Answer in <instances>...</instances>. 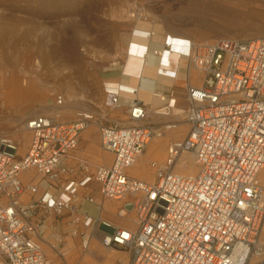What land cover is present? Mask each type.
Wrapping results in <instances>:
<instances>
[{
  "label": "built area",
  "instance_id": "obj_1",
  "mask_svg": "<svg viewBox=\"0 0 264 264\" xmlns=\"http://www.w3.org/2000/svg\"><path fill=\"white\" fill-rule=\"evenodd\" d=\"M161 51L179 52L188 59L201 72L202 84L194 86L187 79L186 135L167 146L164 166H151L152 183L132 177L130 169L151 140L176 130L181 122L146 124L150 113L135 92L130 93L124 121L86 112L68 123L46 115L28 119L24 127L32 140L21 158L19 140L0 129V264H51L39 241L42 224L33 223L31 214L40 207L45 216L75 214L79 190L92 181L100 184L105 199L124 201L132 209L136 229L88 214L80 216L82 228L104 249L125 254L128 264H264V186L258 181L264 167V38L198 43L166 36L162 50L151 55L160 59ZM160 65V74L177 79L179 68L170 72V63L160 61ZM105 92L107 108L119 109L123 91L106 87ZM173 95L172 90L170 98ZM172 99L165 106L167 115L176 105ZM57 103H63L62 96ZM94 120L111 165L98 166L80 183H61L60 166ZM184 153L194 157L197 174L175 172ZM31 169L50 186L61 184L58 198L45 195L33 205L21 201L38 189L24 186L20 179Z\"/></svg>",
  "mask_w": 264,
  "mask_h": 264
},
{
  "label": "rangeland",
  "instance_id": "obj_2",
  "mask_svg": "<svg viewBox=\"0 0 264 264\" xmlns=\"http://www.w3.org/2000/svg\"><path fill=\"white\" fill-rule=\"evenodd\" d=\"M145 1L146 8L141 7V0H0L2 11L3 9L20 11L31 17V22L35 23L37 30L34 32L32 43L25 44L29 46L34 44L39 48V56L34 55L29 67L23 62L13 63L12 61H9L6 66H2L4 73L7 72L5 76L7 77L8 72L14 70L24 79L40 80L45 83L44 74L47 67H53L55 70L62 71L64 75L66 74V77L70 76L74 79L75 85L83 89L82 95L88 103L85 107L93 110L92 102L96 103L101 99L105 102L106 85L111 82L118 83L120 81L118 79L125 76L122 72L127 48L123 49V40L132 34V31L129 30H131V25L136 22V18L133 16L137 17L138 14H144L151 10L164 14L176 12L183 14L184 11L196 4V0ZM207 1L211 2L212 0H205V2ZM257 3L262 6L258 11L264 13V0ZM124 10L125 14L121 16L122 18L114 17ZM185 23L188 28L192 29L191 36L199 42H212L221 38H264V18L260 21L239 20L234 17L223 18V22L216 25L215 28L202 31H194V26L190 22L189 24L187 21ZM208 24H213V22L209 21ZM226 27L234 29L225 31ZM239 33L246 34V36H240ZM100 40L104 42L103 45L98 43ZM5 53L11 54L7 50ZM115 58L116 61H114ZM47 61H52V64L48 66ZM114 62L116 63L114 64ZM154 62L156 63V60L151 61V66H156ZM104 78L111 80L104 81ZM149 78L152 79L154 85H159L156 78ZM46 84L49 89H55L48 83ZM144 85L143 82L141 92L151 94V91L147 90ZM62 91V86L58 85L56 96L62 95ZM123 99L124 95L121 96V100ZM107 111V120H113L119 115L117 110L107 109ZM75 113L67 121H75ZM36 115L42 114L31 112L25 116V120H22L16 108L8 102L6 103L0 94V129L13 139L21 140L24 133L20 132V126ZM95 116L96 118L100 117V115ZM180 122V125L184 124L183 120ZM26 136L31 138L30 133ZM29 147L30 145L24 155L20 154V158L27 154ZM96 248L102 251L105 258L109 255L125 257L121 252L108 251L99 245ZM88 264L97 263L90 262Z\"/></svg>",
  "mask_w": 264,
  "mask_h": 264
},
{
  "label": "bare ground",
  "instance_id": "obj_3",
  "mask_svg": "<svg viewBox=\"0 0 264 264\" xmlns=\"http://www.w3.org/2000/svg\"><path fill=\"white\" fill-rule=\"evenodd\" d=\"M260 1L261 0H212L211 2H205V0H196L195 6L188 9L187 11H184L182 15L185 22L187 21L188 24L190 22V24L194 26V31H202L215 28L216 25H219L221 22H223V18L234 17L235 19L238 18L239 20L249 19L254 21H260L264 18V13L258 11L259 7H262L260 4L257 3ZM124 14L125 10L120 11L114 17H121L124 16ZM137 17L133 16V18L136 19ZM209 21H212L213 24H208ZM195 23L198 24L196 25ZM30 25L35 32V30H37L36 25L34 23H30ZM232 29L234 28L226 27L225 31H232ZM4 30L7 31L6 28H4L3 23L0 22V33H4ZM187 30L190 33L192 32L191 28L187 27ZM34 32L33 34L35 35ZM239 35L246 36V34L242 33H239ZM177 38L189 40L183 37ZM157 39V35H152L150 39H145L143 34L137 35L136 33H132L130 44L128 45V47H126L127 50L124 56V66L122 72L123 75L130 77V83L127 85L111 82L108 83L106 87L113 91H115L116 89H121L123 92H125H122V94L126 98H132L133 96L130 93L135 92L136 94L134 93L133 95H137L139 99L145 102L153 103L152 105H157L159 100L163 101L161 97L162 95L160 94L161 92L156 91L153 95L148 94L146 92H141V88L138 84L140 81H143V79H148V81L150 80L149 82L152 83V79L149 77H153L156 78L159 83V85H157V90L162 89V86L165 85H168L170 88L172 87V81L175 80L169 79L160 74V71H162L160 61L163 62L165 65L170 63V72H173L175 70L172 66L173 62L177 63V68L182 67L189 70L188 74L180 76L178 78H181L182 81L179 80L177 83H175L177 86H181L184 88L185 84L187 83V79H190L191 83L194 86H200L202 84L201 72L195 70V68L191 65L188 59H186L183 55L178 54L179 52H173L167 55L166 53L164 54L163 51H161L162 56L160 59H157L156 57L152 56L151 53L149 54V52L146 55L148 47L146 46V44H144V41H155ZM165 41L166 37L163 38V44L165 43ZM190 41L203 43L195 41L194 38ZM130 45L133 46H131L130 48ZM130 49L131 53H129ZM173 49L178 50V47L174 46ZM6 50L7 52H11V54L7 55L5 53ZM38 52L39 48L34 44L32 46H29L25 43L21 44V42H18L15 47L0 45V94L3 100L6 101V103L8 102V104L16 108L22 120H25V116L28 113L38 112L42 115L54 117L59 122L66 123L69 122L67 120L70 119V116H72L74 112H76L75 116L77 118L78 115L82 113L81 111L79 112V110H82L83 112L85 111L86 113H92L98 116L100 115V117L106 118L108 114L107 109H109L106 106V100L105 102L102 101V99L96 101V103L92 102L94 104V109H87L85 105H87L88 103L85 100V97L82 95L83 89L80 86L78 87H80L81 89L75 85L73 78H71L70 76L66 77V74L64 75L62 71L55 70L53 67H47L46 73L44 74L45 83L40 80L34 81L24 79L14 70L9 71L8 76H5V73L7 72L4 73L2 66L4 67L8 64L9 61H12L13 63L23 62L29 67L30 62L32 61V59H34V55H38ZM153 60L157 61L156 63L154 62L156 66H151V61L153 62ZM114 61H116V58ZM46 63L48 64V66H50L52 64V61H47ZM115 63L116 62H114V64ZM46 83H48L51 87H54L55 89H49V86ZM58 85L62 86L63 88V91L61 92L62 95H58L63 97V103L61 105L57 103L58 96H56V91ZM174 111L172 110L171 112L172 116H174L176 120L182 121L185 113H183V111ZM157 113H159L160 115L168 114L167 109H165V106L159 109L156 108L154 114ZM24 123L25 122H23L20 126L21 131L24 133L21 140H19L20 147L18 153L21 155H24L32 140V135L31 138H28L26 136V134H28L29 132L26 131ZM95 123L96 120H94L92 125H94ZM93 132L94 128L84 130V138L90 139L91 134ZM186 132L187 126L185 124H181L176 130L166 131L163 136L155 137L153 140H151L148 146L146 147L144 153L140 155L136 163L130 169L131 176L146 183L154 182L155 170H153L151 166L153 164L157 166H164L168 157L166 148L167 145H169L175 140H183L186 135ZM167 135L172 138V141H169V144L168 139L166 138ZM102 161V163L104 164L100 166L109 167L112 163V157L110 155L108 156L104 154ZM175 172L183 175L197 174L198 167L196 165L194 157L189 153L182 154L178 163L176 164ZM258 181L264 186V167L258 173ZM91 248V257L95 256L96 254H101L100 257L106 260L102 264H115L116 262H126V258L117 255H109L107 256V258H105L100 249L98 250L97 248ZM90 262L95 263L96 261L94 260V258L87 257L86 262H84V264H88Z\"/></svg>",
  "mask_w": 264,
  "mask_h": 264
},
{
  "label": "crops",
  "instance_id": "obj_4",
  "mask_svg": "<svg viewBox=\"0 0 264 264\" xmlns=\"http://www.w3.org/2000/svg\"><path fill=\"white\" fill-rule=\"evenodd\" d=\"M145 4L146 1L141 0L142 8H146ZM31 20L30 16L25 15L20 11L9 9H3L2 11L0 8V22L3 23L4 28L7 30H4V33H0V45L15 47L18 42H21V44L32 43L34 30L31 28L30 23L34 22H31ZM187 27L188 26L184 22L183 15L180 12L164 14L151 10L149 12H144V14H138L136 22L131 25V30L129 31H132V33H136L137 35H157L158 39L155 41H144V44L148 47L147 49L149 50V53L152 54L154 51L162 50L163 38L166 36L183 37L189 40L193 39L191 33L188 32ZM131 35L132 34L123 40V49L128 47L130 44ZM98 43H101L102 45L104 44L102 40L98 41ZM176 64V62L172 63L175 70L177 69ZM186 74L187 71L180 67L178 70V77L175 81H172L173 85L171 88L168 85H165L162 86V89L157 90L158 86L154 85L153 81L150 83V80L148 81V79H143V81L139 82L138 85L140 88H142L144 82V86H146L147 90L151 91L152 95L156 91H160V94L162 95L161 97L165 98L163 101L159 100L157 105H152L153 103L145 102L139 99L137 95L135 96L137 100L143 103L150 113V117L146 124L158 125L162 122L176 121V118L172 116V114H154L156 108L159 109L166 106L170 99H172V97L170 98L172 90L174 91L173 99L176 102L173 111L175 110L174 112H176L177 110L185 113L188 107L186 94L183 87H179L175 83L179 80L182 81L181 78H178ZM123 78L118 79L120 81L117 84L128 85L130 83V77L123 76ZM107 80L111 79L104 78V81ZM131 100L132 98H126L125 96L124 99L121 100V107L117 109L119 112L117 120L124 121ZM89 128H94L91 138L85 139L84 133H82L77 148L70 153L69 157L59 168L61 172L60 182L63 184L70 182L80 183L86 176L93 175L95 168L104 164L102 163V158L104 154L106 155V153H104L101 149L98 125L94 124ZM96 130L98 135L96 134ZM166 138L172 141L170 136L167 135ZM63 170L66 172L63 173ZM20 179L24 186L37 185L38 187L35 193H26L22 197L21 201L26 204H38L45 195L48 198L59 197V187L61 184L50 186L47 180L44 179L36 169H31L22 173L20 175ZM75 205L77 207V212L75 214L65 211L62 216L54 214L45 216L41 207L35 211L34 215L31 214V221L33 223L42 224L40 228L42 237L39 241L47 259L51 262V264H61L64 261L69 263L81 262L84 264L87 257L94 258L96 261L95 263L97 264H102L106 261L97 254L91 257V247L96 248V246L101 245L97 239L91 237L90 231L82 228L80 216L84 214H88L93 219H102L115 226L131 230L136 229V216L132 209L126 208V203L124 201H112L105 199L101 194L100 184L95 181L90 182L86 187L79 190V195L75 199ZM73 219H76L79 223L74 224L72 222ZM261 242L264 245V227L261 235ZM60 255L64 257H61ZM124 258H126V262H117L116 264H128V257L125 255Z\"/></svg>",
  "mask_w": 264,
  "mask_h": 264
}]
</instances>
